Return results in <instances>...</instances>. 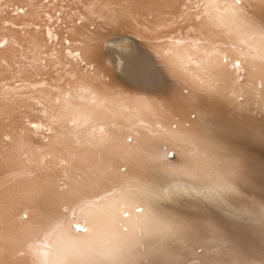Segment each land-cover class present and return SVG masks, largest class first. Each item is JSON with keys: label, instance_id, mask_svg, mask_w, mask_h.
Listing matches in <instances>:
<instances>
[{"label": "bare ground", "instance_id": "obj_1", "mask_svg": "<svg viewBox=\"0 0 264 264\" xmlns=\"http://www.w3.org/2000/svg\"><path fill=\"white\" fill-rule=\"evenodd\" d=\"M128 2L0 4V43L7 41L0 62H10L0 63V264H40L36 242L57 225L59 231L48 236L49 264H234L237 259L264 264V227L256 222L264 203V143L259 139L264 119L255 110L241 113L238 107L185 94L191 80L215 61L210 46L159 44L148 38L142 17L93 23L83 10L91 3ZM165 2L175 15L186 0ZM58 10L62 15L56 18ZM206 11L217 15L215 9ZM221 12L222 20L213 23L216 33L230 32V41L246 48L241 41L248 36L235 31ZM148 23L155 27L160 21ZM190 29V22L181 21L167 31L195 41L198 34L189 35ZM65 40L81 53V63L64 55ZM241 75L246 78L236 87L247 89L264 69ZM217 146L246 161L245 198L232 203L249 208L252 216L236 221L222 207L198 198H157L174 183L208 184L228 159ZM114 192L122 203H110ZM88 201H99V208H87ZM122 207L129 213L118 221L123 228L109 226V217ZM73 209L77 215L70 214ZM212 225L235 246L234 255L195 252L198 246H216ZM72 244L78 247L66 246Z\"/></svg>", "mask_w": 264, "mask_h": 264}, {"label": "snow or ice", "instance_id": "obj_2", "mask_svg": "<svg viewBox=\"0 0 264 264\" xmlns=\"http://www.w3.org/2000/svg\"><path fill=\"white\" fill-rule=\"evenodd\" d=\"M47 2V0H45ZM3 0H0V4ZM173 6L166 3L165 0H129L128 3L122 4H88L83 10L85 15L95 23L96 19L109 23H122L126 20H140L143 18V28L149 33L148 38L154 39L156 43L164 44L170 43L172 45L196 43L204 46H210L215 55V61L210 62L205 68V74L191 80L192 89H186L185 94H195L198 98H202L209 104H222L238 107L241 113L255 110L260 113L264 119V76L252 79L248 88L236 87L240 80L245 79L241 73H255L257 69H264V0H228L225 4L219 3H191L186 0L182 6L177 7V13L172 14L171 8ZM215 9L217 15L213 17L206 9ZM205 11H201V10ZM221 9L228 14L232 28L248 36L247 41H241L246 45V48L237 46L231 42L229 37L231 33L217 34L213 23L216 20H222L223 13ZM23 11V9H20ZM56 18L62 15L61 11L56 12ZM53 17H49L52 19ZM78 20H83L84 17H77ZM159 20L157 26H153L149 21ZM181 21L190 22L193 29L189 30V35L192 31L197 32L198 36L195 41L188 40L182 34H174L168 32L170 26ZM51 36V33H49ZM7 41L0 43V48L4 47ZM68 48L64 55L69 58V61L76 60L81 63L78 58L81 53L70 46L68 40L64 41ZM48 53L45 52V56ZM47 63L45 59L43 61ZM10 65V62H0ZM16 67H19L16 65ZM175 69V65H168ZM71 79L75 77L68 74ZM248 89L251 93L246 95ZM194 90V93H193ZM139 102L144 103L146 108L151 107V102L139 99ZM211 113L204 115L203 119H208ZM192 119L197 118L195 111ZM259 139L264 143V132L259 135ZM217 151L220 153H228L224 146H217ZM123 171V169H121ZM247 181V163L238 156L228 153L226 166L215 170L211 174V180L206 185L197 186L195 184L174 183L168 187L163 188L155 195L157 198L171 200L179 197L198 198L206 203L220 206L224 209V214L230 219L241 221L246 217L252 216V212L247 207H234L232 201L245 198V194L241 185ZM113 200L112 204L122 203L118 200L117 193L110 194ZM86 207L89 209H98L99 201H88ZM136 211L143 212L144 209L139 205L133 206ZM77 215L75 209L70 213ZM128 211L123 207L118 215L113 213L109 217L110 225L115 227L118 221L124 220L128 216ZM139 219V217L137 218ZM264 227V203L261 204V214L256 221ZM118 226L123 228V224ZM77 231H86L80 225H73ZM60 225H57L52 233L46 234L42 240L36 242L37 247L33 249L34 254L40 256L42 259L40 264H49L47 248L51 245L47 242L48 236L57 233ZM127 231V228L123 229ZM212 240L211 243L216 245L212 249H206L204 246L195 248L196 253H204L205 255L220 254L226 251L230 255L236 253V248L232 242L227 238L224 232L216 225L211 226ZM59 240L60 238L57 237ZM43 247H40V245ZM72 248L78 247L75 244L66 245ZM41 250L43 253L41 255ZM234 264H240L237 259Z\"/></svg>", "mask_w": 264, "mask_h": 264}]
</instances>
